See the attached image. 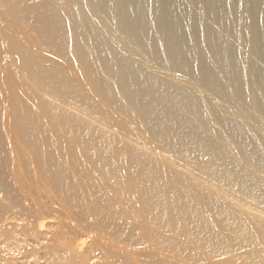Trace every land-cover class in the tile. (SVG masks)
<instances>
[{
  "label": "bare ground",
  "instance_id": "bare-ground-1",
  "mask_svg": "<svg viewBox=\"0 0 264 264\" xmlns=\"http://www.w3.org/2000/svg\"><path fill=\"white\" fill-rule=\"evenodd\" d=\"M263 141L264 0H0L15 259L264 264Z\"/></svg>",
  "mask_w": 264,
  "mask_h": 264
},
{
  "label": "rangeland",
  "instance_id": "rangeland-1",
  "mask_svg": "<svg viewBox=\"0 0 264 264\" xmlns=\"http://www.w3.org/2000/svg\"><path fill=\"white\" fill-rule=\"evenodd\" d=\"M245 33H246V31L244 30L243 31L244 40H245ZM252 53L255 56H257V52L255 49L252 50ZM257 73L260 74V71L257 70ZM53 129H54V131H56L55 132L56 134H57V132H58V134L61 133V130L59 128L57 129V126H53ZM136 131H138V130H136ZM55 138L59 139L58 137H55ZM258 138H260V137H258ZM53 229H54V227H53ZM11 234L16 235L13 232ZM81 239H83V237ZM19 243H22V245L26 246L27 248L32 247L36 253L38 252V254H41L40 250L37 249V243L34 241L30 240L28 242L23 241V242H19ZM0 246L4 248L3 250L1 249V251H0V258H1L0 264H2L5 261L7 262L6 264H27L26 262L31 259V257L30 258H22V257H20V254H18L19 257L17 259H15L14 257L17 256V253L22 251V250H14L13 252L10 253V250H9L10 247L5 246L4 244H0ZM101 260L104 261V259H100L99 261L101 262ZM33 264H37V262L33 263ZM38 264H41V263H38Z\"/></svg>",
  "mask_w": 264,
  "mask_h": 264
}]
</instances>
